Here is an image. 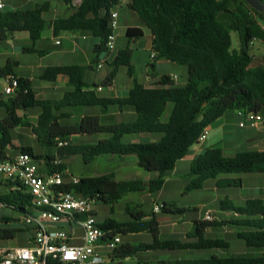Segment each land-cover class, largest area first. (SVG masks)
Segmentation results:
<instances>
[{"label":"trees","instance_id":"obj_1","mask_svg":"<svg viewBox=\"0 0 264 264\" xmlns=\"http://www.w3.org/2000/svg\"><path fill=\"white\" fill-rule=\"evenodd\" d=\"M64 1L72 6L74 0ZM117 3L118 0H82L73 14L53 21L43 17L46 5L23 11L0 10V44L18 31L28 32L31 42L35 44L49 27H53L56 34L77 31L100 39L95 49L97 59L90 66H50L41 74V79L50 82L59 75L68 77L71 89L62 99H39L31 80L25 77H19V87L13 95L0 96V107L6 112L0 120V160L10 159V148L15 149L12 130L23 126L31 128L41 147L57 148L56 156L37 154L32 147L21 148L22 153H29L41 163L45 162L49 173L64 170L65 165H55L54 160L70 154L82 155L85 162H94L106 155H134L141 169L156 173L150 179L138 177L130 180L117 179L113 173L95 175L81 177L78 184L61 186L62 190H74L78 195L90 194L106 205L115 204L132 192L147 191L153 195L161 191L177 163L189 154L195 144H199L205 128L211 127L227 112L245 109L264 115V61L253 65L251 54L254 41L264 43V14L251 8L245 0H128L129 8L153 35L152 51L157 53L153 61L166 59L186 67L187 82L180 86L170 75L152 73L151 77L156 80L151 86L140 83L132 64L134 50L130 44L143 37L144 32L131 27L126 31L129 45L123 50H115L112 69L102 84L106 87L113 85L119 67L126 66L127 74L133 79V87L128 95L125 98L106 99L95 90H88L90 86L85 79L87 71L96 69L99 55L110 52L106 40L111 31V10ZM232 32L239 35V49L233 48ZM23 51L37 52L33 45L23 47ZM8 75L17 76L11 60L0 67V78ZM169 104H172V109L165 117ZM109 105L133 107L135 119L131 123L105 125L99 116L94 115L85 116L73 125L60 123L63 114L60 112L64 108H107ZM31 108L41 109L36 125L17 114L18 109ZM96 134L108 137L90 146H58L60 141H68L73 135ZM131 134L157 135L159 139L139 143L125 141ZM227 174L264 175V151L245 150L226 155L220 147L207 148L191 162L188 189H200L207 181L220 179ZM5 185L9 190L0 194V207L10 210L17 218L0 217V239H15L26 233L27 244H31V227H4L2 224H10L15 219L20 222L24 216L31 214L33 197L19 182L7 180ZM241 186L242 178H226L222 185ZM220 208L231 212L234 218L229 221L195 220L186 235L190 240L160 238L161 229L157 220H143L139 211L135 213L137 218L134 221L107 218L100 226L108 232V238L113 234L132 233H147L153 238L150 243L139 245L123 243L108 257L113 264H119L127 257L133 259L142 251L174 249L190 254L194 250L228 249L230 244L225 238L206 236L209 228L228 224L236 227V237L246 247L261 249V255L212 254L205 258H178L167 264H264V200L252 198L237 205L225 198L221 200ZM161 209L172 214L183 211L174 204L166 203L162 204ZM110 211H113V207ZM115 260L120 262L114 263Z\"/></svg>","mask_w":264,"mask_h":264},{"label":"crops","instance_id":"obj_2","mask_svg":"<svg viewBox=\"0 0 264 264\" xmlns=\"http://www.w3.org/2000/svg\"><path fill=\"white\" fill-rule=\"evenodd\" d=\"M81 1L82 0H74L72 6H69L64 0H4L5 7L2 11L32 10L37 5H46V11L44 12L43 17L47 21H53L55 19L65 18L73 14L76 8L80 5ZM119 11L121 17L120 25L116 34V52L118 50L125 49L129 45V40L126 36V31L128 28L137 27L142 29L144 32L143 37L130 44L134 50L132 64L136 70L139 82L146 86H151L156 80L151 77L152 73H157L159 75H170L176 82L178 80V76L174 71L175 63H172L166 59H158L155 62L151 60L150 55L153 47V35L140 20L138 15L129 8L128 2L121 3ZM8 41L14 48H19L21 54H19L15 60L8 58L5 65L9 60H11L15 68V74L18 77H25L31 80L37 97L44 100L62 99L64 94L71 88L68 85V77L65 75H59L55 81L50 82L41 79V74L50 66H90V64H92L97 59L95 49L100 43L99 38L90 35H84L77 31H61L56 34L54 33L53 27L46 29L43 32L41 38L36 41L35 44L31 42L30 35L26 31L14 32ZM32 45L34 49L37 50V52L28 53L23 51V47L28 48L32 47ZM116 52H104L99 55V62H104L103 66L100 69H90L86 73L85 79L87 84L90 86L88 90H95L96 93L102 98H125L133 87V79L130 76L124 77L122 79L115 78L113 85L109 87L102 85L109 72H103L102 69H104L107 64L111 65V62L115 58ZM15 61H17V63L14 64ZM5 113V109L0 107V120L5 117ZM40 113L41 109L39 108L17 110L18 116L24 117L33 125L37 124ZM60 113H63L60 120V123L63 125L77 124L85 116L94 115L99 116L101 123L105 125L120 124L122 122L131 123L135 119V110L131 106H124L122 108H120L118 105H109L107 108L101 106H75L64 108ZM240 121L241 118L238 116L237 111L227 112L222 118H220L210 127L211 130L207 139L199 144L202 146L199 149L196 148L194 152L192 150L194 147L193 146L189 154L179 162L189 161L191 163L192 160L205 149L213 147L222 148L225 154L228 150H232L231 152L237 153L241 147L252 148L249 150L264 151V124H261L257 128H252L249 126L241 127L239 125ZM107 137L108 135H73L68 139V141L70 144L74 145L90 146L96 144L98 140L105 139ZM211 137H214L212 143L209 142ZM158 139L159 136L150 134H131L127 136V140L133 143L155 142ZM12 140V144L14 145L15 149L10 148V152L8 153L10 159L22 153L21 148L23 147H32L37 154L40 153L38 151V147L40 145L38 144L37 138L30 127L19 126L13 129ZM66 156L68 155L61 157L59 156L57 158L65 165V170L67 171V173L64 175L65 182L70 183L71 177L66 179L65 176H77L72 173L70 168L71 163L65 160ZM132 156L134 157L132 158L134 159V165H138L137 158L134 155ZM128 157L129 155L123 157L110 155L109 162L114 164L115 171H101L100 175L113 173L117 176H121V179L129 180L126 176L128 174L127 170L129 167ZM42 164L44 170L42 171L41 167L39 173L45 175L48 173V167L46 166L45 162ZM176 168L174 170H177ZM89 176H95V174H93L91 171L82 169L78 178ZM151 177L152 176L146 175L145 178L150 179ZM226 178L227 177H221L220 179L210 180L211 182L208 185H211L213 186V189L218 190L219 188H222ZM6 181L7 180L4 178V176L0 174V194H3L9 190L5 185ZM242 185L248 186L249 190L251 189L252 191L246 195L248 196L247 198L242 199L243 203L247 199L252 198H262L264 200V175H246V178L242 179ZM208 190H212V187H209ZM225 198L231 199L237 205L243 204L236 203L235 199L229 195H225L224 199ZM219 200L221 201L222 198ZM21 220L20 223L22 224ZM62 227L60 228H62L68 234L71 233L70 236H72V238L69 241L71 245H81L83 243V240L81 239L83 235L81 227ZM29 245L30 244H27L25 246ZM102 251L106 250L98 249V252ZM107 257L108 256L104 257L107 259V263L110 262V264H113V261L111 262L110 258ZM115 262L120 261L115 260L114 263ZM121 262L126 264L124 260H121Z\"/></svg>","mask_w":264,"mask_h":264},{"label":"rangeland","instance_id":"obj_3","mask_svg":"<svg viewBox=\"0 0 264 264\" xmlns=\"http://www.w3.org/2000/svg\"><path fill=\"white\" fill-rule=\"evenodd\" d=\"M233 48H240L239 35L236 32H232ZM21 54L19 48H14L8 40L0 44V66H4L7 59L11 58L17 59L18 55ZM251 54L253 56V65L261 64L264 61V43L261 41H254L251 44ZM17 61L14 62V64ZM112 66L107 64L102 71H110ZM174 71L178 76L176 83L180 86L184 85L187 81V68L181 65L174 64ZM129 76L127 74V67L120 66L116 75V78H124ZM172 104L168 105L165 117L171 112ZM211 130V128H210ZM243 130V129H239ZM99 136H104L105 134H96ZM157 136V135H156ZM214 137L210 138V143H212ZM127 140V137L125 139ZM200 144V143H199ZM195 144L192 148L193 152L195 149H199L201 146ZM54 146L43 148L38 147L39 154L57 155ZM252 148L241 147L239 151H245ZM228 150L227 155H234L236 152H231ZM55 153V154H54ZM134 158L132 155L128 157V170L127 178H142L146 179V175L155 177V172H147L141 169L138 165H134ZM66 161L71 163V171L77 177L80 176L81 170L91 171L95 175H100L101 171H115L114 164L110 163V155L102 156L96 159L94 162H85L83 156L80 154L68 155L66 156ZM34 163L38 167V170L43 171V164L41 161L34 159ZM136 164V163H135ZM191 163L188 161L178 162L177 170L169 173L166 178V183L161 191L156 194H150L149 192H132L125 195L117 203L106 205L100 202L97 207L96 219L99 224H104L107 218L115 219L116 221H129L136 220V212H141L143 220H149L155 218L160 226V238L162 239H180V240H190L186 238L187 233L193 226L195 220H208L206 219V214L210 212L213 215V220L219 219L223 221H229L234 216L229 211L221 210L220 200L224 199L225 195H229L235 199L236 203H243L242 199L247 198L251 191L248 186L241 187H222L213 189V186L208 185L211 181H207L205 185L200 189L189 190L188 184L190 183V177L188 173L190 171ZM248 176V174H246ZM243 174H227L222 175V177L227 178H246ZM125 176V177H126ZM245 176V177H244ZM69 175L66 179H68ZM117 179H121V176H117ZM212 187V190H208V186ZM174 204L177 208L183 210L177 214L166 213L163 209L158 212L155 210L156 205L160 204ZM113 207V211L110 209ZM5 216L7 218H17L8 209L0 207V217ZM15 221V222H14ZM10 224L3 223L2 226L6 227H21L19 220H14ZM26 235V233L24 234ZM19 236L15 239H0V248L8 249L13 247H21L27 244V239L25 236ZM209 238L222 237L225 238L230 247L228 249H217L211 251H201L194 250L190 254L180 250H150L138 252L133 259L125 258L126 264H167L171 260L178 258H205L212 254L219 256L228 255H261L262 250L256 248H248L243 241L236 237V227L234 225H224L218 227L209 228L206 234ZM123 243H130L133 245H139L140 243H150L152 241V236L147 233H132L122 235ZM102 257L108 256L110 253L108 251L98 252ZM137 258V259H136ZM105 259V258H104ZM138 260V261H137ZM110 264V262L106 263Z\"/></svg>","mask_w":264,"mask_h":264},{"label":"built area","instance_id":"obj_4","mask_svg":"<svg viewBox=\"0 0 264 264\" xmlns=\"http://www.w3.org/2000/svg\"><path fill=\"white\" fill-rule=\"evenodd\" d=\"M124 2L128 0H118L111 10L109 25L111 31L106 40L110 52L116 50V34L121 17L119 7ZM4 7V0H0V10ZM156 56L157 53L152 51L151 60L153 61ZM103 64L104 62H99L96 68L100 69ZM18 87V76L8 75L0 78V96H11ZM237 114L241 118L239 123L241 127L257 128L264 124V115L261 113L240 109ZM209 133L210 127L205 128L199 143L204 142ZM69 144V141H60L58 146ZM54 164L59 165L61 161L56 158ZM66 173L64 169L42 175L29 153H20L11 159L0 160V174L6 180L24 185L33 197L31 214L21 220L23 226L32 228L33 240L29 246L1 248L0 264H50L57 261L60 264H106L107 259L99 255L98 249L111 253L123 244L121 234H113L108 238V232L97 221V207L100 201L96 197L90 194L78 195L74 190L61 189V186L67 184L64 180ZM79 181L80 178L71 176L70 184H78ZM161 207L162 204L156 205L155 210L158 212ZM206 219L213 221V215L208 212ZM62 226L81 227L83 243L71 245L69 243L71 233L64 231Z\"/></svg>","mask_w":264,"mask_h":264},{"label":"water","instance_id":"obj_5","mask_svg":"<svg viewBox=\"0 0 264 264\" xmlns=\"http://www.w3.org/2000/svg\"><path fill=\"white\" fill-rule=\"evenodd\" d=\"M246 3L254 10L264 14V1L263 0H245ZM128 259L130 257H127ZM119 264H123L120 262Z\"/></svg>","mask_w":264,"mask_h":264}]
</instances>
